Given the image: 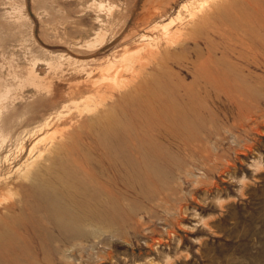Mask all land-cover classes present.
Instances as JSON below:
<instances>
[{"label": "rangeland", "instance_id": "1", "mask_svg": "<svg viewBox=\"0 0 264 264\" xmlns=\"http://www.w3.org/2000/svg\"><path fill=\"white\" fill-rule=\"evenodd\" d=\"M0 264H264V0H0Z\"/></svg>", "mask_w": 264, "mask_h": 264}, {"label": "bare ground", "instance_id": "2", "mask_svg": "<svg viewBox=\"0 0 264 264\" xmlns=\"http://www.w3.org/2000/svg\"><path fill=\"white\" fill-rule=\"evenodd\" d=\"M103 7H101V9H102ZM102 11V10H101ZM98 21H100V20H98ZM97 21V22H98ZM106 36V33H104V32H102V30H99V31H97L96 32V38H97V41H99L100 42V44H101V41L102 40H104L105 41V37ZM96 40V39H95ZM104 41H102V42H104ZM95 44H97L96 43V41H95ZM106 43H104V45H105ZM97 46H99V44L97 45ZM102 47H103V44H102ZM157 55L158 54H156V52L151 48L150 50H149V57L150 58H156L157 57ZM141 57V56H140ZM140 59V58H139ZM144 62V59H142L140 62ZM147 61V60H146ZM147 63V62H146ZM110 64H114V63H109L108 65H110ZM143 64V63H142ZM114 66V65H113ZM113 66L111 65V66H109V67H107V68H105V69H102V71L103 72H105V73H110L112 70H115L116 68L114 67V69H113ZM106 67V66H105ZM86 68V67H85ZM84 69V68H83ZM82 69V70H83ZM86 70V69H85ZM84 71V70H83ZM87 71V70H86ZM125 72H128V73H131V72H134V65L133 64H125V65H121V68L120 69H117L116 71H115V76H113L111 79H109V81H111V84H113L112 86L113 87H115V86H117L118 85V82H119V80L121 79V75L123 74V73H125ZM85 73V72H84ZM86 74V73H85ZM92 75V73L90 72L89 74H88V77H90ZM87 76V75H86ZM108 76H110V75H108ZM36 78L38 77V75H36L35 76ZM111 77V76H110ZM123 82H124V80H122ZM93 82V81H92ZM33 84H35V82H33ZM37 85V87L38 88H40L41 86H43L41 83H36ZM41 85V86H40ZM98 86V85H97ZM111 87V86H110ZM98 89L100 90V88H97V91H98ZM102 90V89H101ZM106 90H107V88H106ZM109 91V90H108ZM99 92V91H98ZM98 94V93H97ZM84 102H86L85 100H84ZM90 103H91V101H90ZM86 104V103H85ZM88 107H89V105H87V109H88ZM89 110V109H88ZM91 110V109H90ZM89 110V111H90ZM169 113V112H168ZM49 120V121H48ZM48 120H46V121H48V122H50V119H48ZM46 124H47V122H46ZM47 125H49V124H47ZM46 126V125H45ZM44 128H42V130H43ZM116 136V135H115ZM45 138V137H44ZM44 138H42V139H40V141L42 140L43 141V139ZM108 142V141H107ZM67 176V175H66Z\"/></svg>", "mask_w": 264, "mask_h": 264}]
</instances>
